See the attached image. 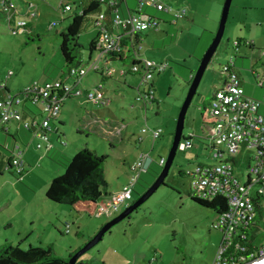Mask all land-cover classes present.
Here are the masks:
<instances>
[{"label": "rangeland", "instance_id": "obj_1", "mask_svg": "<svg viewBox=\"0 0 264 264\" xmlns=\"http://www.w3.org/2000/svg\"><path fill=\"white\" fill-rule=\"evenodd\" d=\"M72 1L75 0H15L14 23L26 26L21 35H11L7 19L0 17V87L5 85L11 95H16L32 83L57 80L68 71L59 51V33L65 31L74 15L73 12L62 13V7ZM164 1L171 10L187 12L185 18L175 24L161 23L157 32L141 33L140 59L167 63L163 73L154 74L148 81L153 84L154 104L135 110L133 106L139 104L136 97L145 94L147 86L139 77L120 78L113 73L100 93L111 102L107 107L85 102L82 98L68 100L59 117V136H56L58 133L48 134L52 147L65 152V160L69 161L85 146L107 158V194L122 190L133 175L130 168L134 161L140 154H148L144 167L149 168V172L139 178L132 201L162 170L158 161L167 159L178 114L200 60L215 37L225 0ZM24 3L35 7L28 13ZM129 5L132 9L137 7L135 0H129ZM160 15L170 18L164 13ZM91 19H87L77 40L80 66L84 70H88L98 57L95 52L89 53V44L96 33ZM246 43H251L252 47L245 46ZM230 59L245 96L260 103L258 114L264 116V88L258 87L264 84V0L231 2L222 40L185 116L182 137L194 136L192 148L177 151L164 186L137 212L114 226L102 242L79 258L78 263L212 264L221 241L220 233L211 227L215 213L192 200L190 181L179 172H192L197 164H213L209 141L204 139L201 127L204 118H208L207 104L221 86L222 66ZM131 60L130 57L123 68L128 70ZM110 67L118 71L121 65L114 63ZM100 81L99 75L87 72L79 82V89L94 91ZM115 81L121 88L115 86ZM68 83L72 85L71 81ZM88 113L91 114L87 116ZM143 129L160 130L161 137L153 140L149 131L142 133ZM30 135L28 146L16 139L22 152L23 177L6 171L0 174V246L51 249L57 257L69 260L73 251L83 247L96 230L112 218L74 216L67 206H49L45 191L51 180L63 176L65 171L49 152L44 151V144L42 150H37L38 141ZM14 145L13 137L0 131V150L7 146L11 151ZM252 155L253 152L245 147L238 153L239 163L234 174L242 181ZM8 156L5 153L4 159ZM66 224L70 227L69 233ZM251 235L255 245L264 246V210L257 211Z\"/></svg>", "mask_w": 264, "mask_h": 264}, {"label": "built area", "instance_id": "obj_2", "mask_svg": "<svg viewBox=\"0 0 264 264\" xmlns=\"http://www.w3.org/2000/svg\"><path fill=\"white\" fill-rule=\"evenodd\" d=\"M104 6H116L129 0H92ZM136 8L125 18L115 17L114 29L109 32L103 24V15L95 23L97 37L95 39V62H91L88 70L81 66L70 68L57 80L32 83L23 88L16 95L4 94L0 98V131L8 132L9 125L14 123L26 131H30L37 142V150L50 152L52 145L48 134L53 133L64 103L71 99L82 98L85 102H94L97 106L107 107L111 102L104 99L100 93L103 84L96 85L94 91L80 90L79 82L87 74L93 72L101 80L110 79L113 73L120 78L127 75L139 77L147 87L154 74H161L167 68V63L142 61L141 33L157 31L160 21L145 14V9H153L171 17L172 24L185 18L186 10H171L162 0H136ZM29 13L35 6L24 3ZM74 4L68 3L62 7V13H70ZM117 9V8H115ZM0 11L5 13L10 34L21 35L26 30L24 23L15 24L12 14H16L15 0H0ZM117 11V10H116ZM31 16V15H29ZM35 15H32L33 17ZM130 41L133 47L132 62L128 70L121 62H111L112 57L120 55L124 50V43ZM237 45V43H236ZM105 61V64L102 62ZM121 65L118 71L110 67L111 64ZM222 83L210 98L204 124V139L209 141V155L213 164H197L192 172L186 174L190 181L189 188L193 199L211 202L214 198H223L227 207L226 212L218 215L211 227L220 233L221 241L212 264H264V246H257L252 241L251 230L255 226L257 211L264 210V116L258 114L260 103L245 96L241 80L234 70L232 59L222 66L219 74ZM71 81L72 85L68 82ZM0 87V91L5 89ZM258 87L264 88V84ZM138 91V88H137ZM154 101V90L138 94L133 106L136 110L141 103L143 109L148 103L147 97ZM151 100V101H152ZM25 107L34 110L35 115L22 120ZM102 124L100 120H97ZM153 140L161 137L160 130H146ZM194 136L181 137L177 151H187L192 148ZM245 147L253 152L245 171L244 181L234 174L238 165V153ZM7 147H5L6 149ZM7 150V149H6ZM9 151V150H7ZM10 152L11 168L9 171L18 177L23 175L21 162V148L15 144ZM148 154H140L132 164V176L122 190L107 194L99 202L97 218L111 219L121 213V210L132 204L133 192L139 178L146 172L145 162ZM165 161L160 159L158 165L163 167ZM19 178V177H18Z\"/></svg>", "mask_w": 264, "mask_h": 264}, {"label": "trees", "instance_id": "obj_3", "mask_svg": "<svg viewBox=\"0 0 264 264\" xmlns=\"http://www.w3.org/2000/svg\"><path fill=\"white\" fill-rule=\"evenodd\" d=\"M69 3L74 4L73 10L71 11L74 15L72 16V19L65 31L59 33L61 40L59 51L67 70L78 67L81 64V52L77 40L88 18H92L91 27L93 32H96L89 44V53L91 54L95 51V39L97 37L95 23L98 20V17L103 15V24L106 26L105 28L109 32L115 31L114 20L116 16L119 18L127 17H122L119 14L121 6L125 3L118 4L115 7L104 6L103 4L92 0H75ZM128 12L132 13L133 11ZM5 16V13L0 11V17L4 18ZM153 18L160 21V19L156 17ZM238 44L239 42L237 41V46ZM246 44L247 45L245 46L252 47L251 43ZM123 47L124 50L120 55L110 58L111 62H121L122 64H126L130 57L132 59L133 47L130 44V41H126ZM107 80L108 79L101 80L102 84L104 85ZM152 90H154L153 84H150L147 87V92ZM3 92L4 94L9 93L5 87L4 90L0 91V98L4 96ZM147 100L148 103L146 107L148 105L154 104V101L149 96L147 97ZM142 108L143 107L139 105L137 109L140 110ZM33 116H36L34 110L29 107H25L22 114V120L25 121L28 118H32ZM207 119L208 118H204V124L207 122ZM57 126L58 125H56L54 128ZM28 132L31 134L30 131ZM53 133H58L57 129ZM4 152L10 155V152L6 149H4ZM2 159L3 165L0 166V174L6 171L7 173L14 175V172L9 171L11 168L9 156L7 160H5L3 155L0 154V164ZM106 159V157L98 156L95 151L90 150L85 146L81 149H78L76 154L69 161H57V163L62 168H64L65 174L51 180L49 187L45 191V197L47 198L46 200H48L51 205L57 204L69 207L71 213L74 216L84 215L88 218H97L95 215L99 202L103 199V197L107 196V184L105 182ZM148 172L149 168L145 173L147 174ZM179 175L188 178V175L184 171L179 172ZM18 177L21 178L23 175ZM162 186H164V184ZM192 200L200 206L213 211L215 213V217L226 212L227 210L223 198H214L211 200V202L199 201L193 198ZM69 228V225L66 224L65 229L67 233H69ZM98 230L99 229H97L96 232ZM253 240L254 237L252 236V241ZM79 249L80 248L70 254L69 260ZM69 260H64L57 257L51 249L46 250L42 248L29 247L27 250H22L19 245L13 247L9 244H3L0 246V264H69ZM76 264L82 263H78L77 261Z\"/></svg>", "mask_w": 264, "mask_h": 264}, {"label": "water", "instance_id": "obj_4", "mask_svg": "<svg viewBox=\"0 0 264 264\" xmlns=\"http://www.w3.org/2000/svg\"><path fill=\"white\" fill-rule=\"evenodd\" d=\"M231 2L232 0L224 1L215 37L208 49L206 50L205 54L203 55L202 59L200 60L197 71L194 77L192 78L187 96L185 98V101L183 102V105L177 117L171 148L160 174L157 176L156 180L141 195H139L137 199H135V201H133L130 206L125 208L120 214H118L111 220L104 223L95 233V235L71 257V259L68 261L69 264H76L80 257L89 252L100 242H102L104 236L109 233L114 226L128 219L133 213L137 212V210L164 184V181L168 176L169 170L173 164L177 153V147L182 137L184 120L188 108L196 94L197 88L206 71V68L210 63L213 55L215 54L224 35Z\"/></svg>", "mask_w": 264, "mask_h": 264}, {"label": "crops", "instance_id": "obj_5", "mask_svg": "<svg viewBox=\"0 0 264 264\" xmlns=\"http://www.w3.org/2000/svg\"><path fill=\"white\" fill-rule=\"evenodd\" d=\"M135 2H136V0H135ZM162 2H165L164 0H162ZM166 3V2H165ZM135 8V7H134ZM133 8V9H134ZM133 9H132V7H130V5H129V1L126 3V4H123L122 6H121V8H120V11H119V14H120V16H122V17H124V16H128V14H129V12L128 11H133ZM176 10H178V9H176ZM148 11H153V12H155V13H157L156 11H154L153 9H149ZM145 14H148V15H150V16H153V17H156V18H158V19H160V21H162V22H160V25H161V23H164V24H172V22H171V17L170 18H166L165 16L163 17V16H161L160 14H162V13H157V14H154V13H149V12H147L146 10H144L143 11ZM187 12V11H186ZM168 21V22H167ZM159 29V28H158ZM153 32H157V31H153ZM132 78V77H131ZM132 79H134V78H132ZM114 84H115V86H117V81H115L114 82ZM118 88H121V87H119V86H117ZM4 93V92H3ZM91 113H88L87 114V116H89ZM57 125H60V120H59V124H57ZM60 127V126H59ZM59 127L57 126L56 127V129H57V132H58V135H56L55 133H53L54 135H56V136H59V132H60V129H59ZM201 129H202V131L204 130V123L202 124V127H201ZM6 133V132H5ZM6 135H11L12 137H13V143L14 144H18V142L16 141V139H18V141L21 143V145H23V146H28V144H29V141H30V133L28 132V131H26L25 129H23L21 126H19V125H17V124H12V125H9V128H8V132L6 133ZM32 141V140H31ZM5 142V141H4ZM6 143V142H5ZM32 143V142H31ZM7 147V146H6ZM7 149H8V147H7ZM9 150V149H8ZM78 151V150H77ZM0 154H2L3 155V157L5 158V152H4V150L3 151H1L0 150ZM51 154V156L50 157H52V159L54 160V161H56V163H57V161H63V160H65V152L62 150V151H60V150H58L57 148L56 149H54L53 147H52V149H51V151L48 153V155H50ZM23 155H24V153H23ZM58 164V163H57ZM3 165V159H2V162H1V164H0V166H2ZM47 202H48V204H49V206L50 207H54V205L52 206V205H50V203H49V201L48 200H46ZM106 223V222H105ZM107 235V234H106ZM105 237V236H104Z\"/></svg>", "mask_w": 264, "mask_h": 264}, {"label": "clouds", "instance_id": "obj_6", "mask_svg": "<svg viewBox=\"0 0 264 264\" xmlns=\"http://www.w3.org/2000/svg\"><path fill=\"white\" fill-rule=\"evenodd\" d=\"M104 86V85H103Z\"/></svg>", "mask_w": 264, "mask_h": 264}]
</instances>
